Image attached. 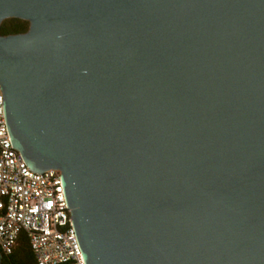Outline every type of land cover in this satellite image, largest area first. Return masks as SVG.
Listing matches in <instances>:
<instances>
[{
    "label": "water",
    "instance_id": "95a60500",
    "mask_svg": "<svg viewBox=\"0 0 264 264\" xmlns=\"http://www.w3.org/2000/svg\"><path fill=\"white\" fill-rule=\"evenodd\" d=\"M11 17L10 139L61 171L86 264H264V0H0Z\"/></svg>",
    "mask_w": 264,
    "mask_h": 264
},
{
    "label": "built area",
    "instance_id": "2783aa9c",
    "mask_svg": "<svg viewBox=\"0 0 264 264\" xmlns=\"http://www.w3.org/2000/svg\"><path fill=\"white\" fill-rule=\"evenodd\" d=\"M62 173L34 172L12 145L0 87V251L26 231L38 264H86L68 208Z\"/></svg>",
    "mask_w": 264,
    "mask_h": 264
},
{
    "label": "trees",
    "instance_id": "16d2710c",
    "mask_svg": "<svg viewBox=\"0 0 264 264\" xmlns=\"http://www.w3.org/2000/svg\"><path fill=\"white\" fill-rule=\"evenodd\" d=\"M30 22L26 19L11 17L5 19L0 26V34L10 35L24 33L29 29ZM0 264H38L26 231L20 233L12 251L2 253Z\"/></svg>",
    "mask_w": 264,
    "mask_h": 264
}]
</instances>
